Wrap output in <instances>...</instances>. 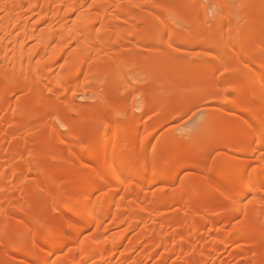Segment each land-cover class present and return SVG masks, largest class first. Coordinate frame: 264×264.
<instances>
[{
	"label": "rangeland",
	"instance_id": "rangeland-1",
	"mask_svg": "<svg viewBox=\"0 0 264 264\" xmlns=\"http://www.w3.org/2000/svg\"><path fill=\"white\" fill-rule=\"evenodd\" d=\"M79 1L81 5L74 17L87 13L82 22L79 20L80 26H88L91 12L94 13L98 6L105 5L108 19L118 30L112 34L104 33V26L98 23L94 34L87 31L88 39L97 37L100 41L90 63L79 68V51L82 49L77 43L71 42L68 53L54 63V75L60 76L61 85L48 80L34 87L14 86L10 82H3L0 86H5L12 92L6 95L9 108L5 106L0 112V123L4 131L14 130L13 136L16 139L14 144L9 145L11 138L6 136V139L5 134L2 135L0 142L6 144L2 146L4 152L2 156L0 152V156L10 160L15 168L25 167L29 155L34 156L37 162L36 169L32 167L30 171L20 172L18 175H12L11 166L2 182L4 191L0 195V238L3 240L0 244V264H41L43 250L48 246L43 243L47 232L36 229V222L41 219L42 223L57 222L65 225L71 218V212L65 208L66 200L59 192L63 189L74 191L75 187L62 183L51 190L52 194H47L52 184L40 170L52 168L55 178L68 173L72 178L78 179L80 168L84 172L81 176L82 182H88L91 179L90 168L104 171L111 167V161L104 162L105 165L100 162L99 154L103 152L100 147L97 150L98 158L79 161L74 157L80 150L78 139H99L104 132V124L111 123L125 128L136 127L139 145L149 129L160 119L165 120L163 125L151 135L148 149L141 154L147 159L154 157L159 163L171 158V170L176 172V180L173 183L160 180L149 184L138 181L133 176L128 183L136 190L141 189L138 193L127 194L125 191L128 183L119 187L114 199H108L111 187L110 190L106 188L96 192L94 202L101 207L110 205L112 213L99 228L93 226L83 232L77 241L65 244L52 260L71 254H75L74 259H80L82 254H76L75 248L98 230L109 228L110 240L124 235V241L110 264H196L201 258L199 252L210 254L207 264H264V190L252 194L244 202V208L255 203L256 210L247 212L243 208L234 218H231L233 204L225 196L216 194L218 188L234 189L239 183L235 169H221L220 161L230 145L238 139L239 129L234 127L229 130V125L238 122L242 109L231 108L228 114H224V100L238 99V86H248L251 77L243 78L241 70L236 68L239 53L235 49L231 50L234 52H225L219 48L221 31L218 30V21L215 18L219 12L224 16L221 11H225L228 6L230 12L226 10L229 13H224L233 18L230 17L229 23L235 27L229 24L227 30L231 27L235 31H241L249 23L250 18L246 13L252 10L255 3L259 7L256 13L261 16L259 19L264 24V7L260 6L264 5V1ZM173 1H178L181 6L179 15L171 19L172 28L179 35L170 36L167 31L164 36H158V41L155 42V16H165L164 10ZM260 1L263 2L259 5ZM222 3L226 4L224 8ZM239 11H243L246 17L244 18L245 14L241 15L243 19L237 17L240 15ZM35 17L31 23L33 20V23L38 22V14ZM145 18L148 21L141 20ZM74 21L72 23L77 25L78 22L75 24ZM47 22L40 25V30L60 31L61 21ZM194 25L197 28L201 26L207 32L199 35L195 28L192 29ZM231 28L229 31H233ZM207 39L211 44L204 43ZM215 57L219 59H214ZM260 59L264 62V56L258 54L245 58L252 67V73L264 72V66L257 64ZM218 61L220 66L218 64L217 69L197 71L198 67H207ZM173 62H178L180 67L176 69ZM6 70L12 71L11 66H7ZM215 82L218 83L216 86ZM261 88L264 91V84ZM242 98L251 106L258 105L248 88H245ZM159 102L163 106L155 107L157 103L161 104ZM20 106L23 114H15L14 111ZM144 106L151 109L137 123L135 118L142 113ZM45 111H49V117L39 121ZM118 111L122 113L118 114ZM214 111V125L204 134V122ZM243 118L246 122L250 120L247 116ZM70 122L76 125L68 130L64 124ZM60 136L64 138L61 140ZM118 136L113 133L111 140H119ZM174 144L180 146L177 152L169 149ZM253 144L256 145L257 141L254 140ZM259 148L254 155L258 151L264 154V147ZM2 149L0 148L1 151ZM6 152L10 153L6 155ZM246 155L240 154L236 157V160L246 163V168L241 171L249 177L258 175V157ZM188 185L205 188L201 199L186 189ZM181 193L184 194L183 200L176 199ZM161 194L165 195L164 199H158ZM25 198L31 202L30 218L17 213L16 205H24ZM138 199L146 200L145 207L155 209L156 213L146 221L136 223ZM204 204L208 206L205 210ZM121 206L131 208L125 211L123 222L117 219ZM187 207L192 211L187 210ZM204 211H207L204 215L209 221L194 237L191 229L183 226V223L190 224L192 219L199 216L198 213L203 214ZM248 217L258 221L261 229L254 235L243 237L236 230ZM17 225H22L20 230H9ZM149 228L155 229L156 234L168 235L171 240L169 244L173 242V245L167 247L175 250L170 256L166 257L168 250L162 248L153 253L151 241L146 240L145 243L135 246L139 236ZM76 230V227L67 229L66 236L72 238ZM186 238L188 243L184 241ZM217 238L224 243L218 245ZM34 244L41 245L43 249L31 256L29 252ZM180 244L184 251L178 250ZM214 247L217 248L216 252L211 250ZM71 262L72 260L68 263Z\"/></svg>",
	"mask_w": 264,
	"mask_h": 264
},
{
	"label": "bare ground",
	"instance_id": "bare-ground-1",
	"mask_svg": "<svg viewBox=\"0 0 264 264\" xmlns=\"http://www.w3.org/2000/svg\"><path fill=\"white\" fill-rule=\"evenodd\" d=\"M263 1H260L259 5ZM79 2V0H0V86L3 82H10L14 86L34 87V85L48 80H53L56 84L61 85L60 82L62 81L60 76L54 75V63L57 60L63 58L68 53L69 48L71 47L70 44L73 42L77 43L82 49L79 51V68H82L83 66L90 63L92 54L95 52V50H97V44L100 41L97 39V37H93L92 40L88 39V32L91 31L94 34V29L98 23L104 26V33L112 34L116 33L118 30L108 19L107 7L105 5H100L97 7L96 12H91V14L88 16L90 19L89 25L87 26L86 24L87 27H83L84 25L80 26V21L87 17V13L83 14L81 12V15L74 17L78 7L81 5ZM252 3L250 2V4ZM225 5L226 4H223V8ZM260 6L264 7V5ZM180 8L181 6L179 5V2L173 1L164 10L166 14L165 16H155V25L157 28L155 33L157 35L155 42L158 41L160 36H164L167 31L169 32L170 36L179 35L177 34L178 32L176 33L177 35L175 34V29L172 28L171 19L176 18L179 15ZM228 8L229 7L226 6L225 11H229ZM257 8H259L258 4L254 3L252 5V10L246 13L248 14L247 17L250 18V21L245 28L241 29V31H235V29L233 30L231 27H229V30L231 28L233 31L227 30L229 24H232L229 23L231 21L229 20L231 16L227 14L230 11H226L227 13H224L225 11L223 9L221 12L224 14V16L219 14L220 12L218 14L216 13L217 16L215 15V18H217L216 20L218 21V23L216 22L218 24V30L221 31V42L220 45H218L219 48L225 52H234L236 50V53H239V55H237L239 57L236 60V68L239 71L241 70L240 73H242L243 78L247 79L251 77L248 86H243L241 84L238 86V99L224 100L225 110H227H224V114H228L231 108H239V110L242 109V116L239 117L238 122L229 125V130L233 129L234 127L239 129L238 139L230 145L228 151L224 153L220 161L221 169H235L236 175L239 178V183L234 189L226 190L224 188H218V190H216V194L225 196L229 202L233 204L231 218H234V216H236L237 213L244 208V202L252 194H257L258 192L264 190V171H262V169H264V154H261L258 151L261 156H256L258 153L254 155L259 146H261V148L264 147V91L261 88L262 84H264V72L252 73L251 65L245 61L246 57L256 54L260 55L261 57L264 56V24L259 19L261 16L256 13ZM36 14H38L39 19H37V23H33V20V25L31 20L36 18ZM238 14L240 15L236 16L243 19L241 15L244 16L245 13H243V11H239ZM246 14L244 18L246 17ZM50 19L56 22H58V20L61 21L60 31L56 32L53 29H49L47 31L40 30V25L42 23L46 24L48 23L47 21L53 22ZM231 19L233 18L231 17ZM141 20L145 22L148 21L146 18ZM73 21L75 24L78 22L77 25H74L72 23ZM232 27L234 28L235 25ZM192 29L196 30L198 34H202L204 31L207 32V30H204L201 26L197 28V26L194 25ZM185 40L188 41L187 39ZM30 42L35 44L32 45ZM195 42H197V39ZM204 43L211 44V41L207 39ZM216 58L217 60L219 59L218 57H215L214 59ZM173 63L176 69L180 67L178 62ZM216 63H213V65H209L207 67H198L197 71H205V69H217L219 61L217 64ZM257 64L261 67L264 66V62L261 59ZM9 65L12 68V71L10 72L6 70V67ZM75 74H77V72ZM195 80L198 82L197 79ZM217 84L218 83L215 82L214 86ZM245 88H248V90L252 92V96L258 101V103L256 101V104L258 105L251 106L248 102L245 103V101H243L242 94L245 91ZM9 92L10 94L12 93L5 86L0 88V112L5 109V106L6 108H9V103L6 98V95ZM160 106L162 107L163 104L157 103L155 105V107ZM150 109L151 107L144 106L142 113L135 118L137 123H140L145 113ZM23 112L24 111L21 106L14 111V113L18 115L23 114ZM121 113V111H118V114ZM215 116L216 111L211 112L205 120L203 126L204 134L208 133L212 129L215 122ZM244 116L249 117V122H246V120L243 118ZM48 117L49 111H45L43 116L39 118V121L47 119ZM244 120L245 122H243ZM164 121V119L158 120L151 127V129H149L147 134L148 137L146 136L147 138L145 137L144 141L139 145H137L136 127L125 128L123 126H118L111 123L104 124V132L99 139H95L93 141H88L85 137L78 139V149L80 150H78L77 154L74 156L76 159L81 161L85 158H98L100 155L99 157L101 163H106V161L109 160L111 161V167L109 169L107 168V170H104L105 168H103L104 171H102V169H100L101 171H98L94 168H90L91 170L89 169V174L91 179L88 182H82L81 176L84 174V172L80 168L78 170V179L72 178L68 173H65L61 177L55 178L52 168H48L46 171L40 170L41 174L45 175V179L50 181L52 184V188L46 192L47 194H52L51 190H53V188H58V185L62 183L71 184L75 187L74 191L63 189L59 192V194L66 200L65 208L67 211L71 212V218L65 223V225L59 224L57 222L42 223L41 219H38L35 224L36 229H44L47 232V237L44 239L43 243H47L48 246H46V248L43 250L44 255L42 256L41 264H67L71 260L72 262L70 264H101L103 262H108V264H110L109 262H111L116 252L119 251L124 241V235L122 234L123 237L116 236L117 238H115V240H110V236H108L109 228L98 230L89 238H87L84 243H80L78 248H75L76 254L77 252H79L80 255L82 254L80 259L76 257L74 259L75 254H73L74 256H72V254L68 255L69 257L67 256L57 259L54 258V261L52 259L56 254L62 251V247L65 244L69 243L70 241H77L83 232L91 229L93 226H97L99 228L112 213L110 205L101 207L97 202H94V195L96 192L102 191L103 189L106 190V188L109 189L111 187L112 191H110L111 194H108V199H114V197H116L117 193L119 192L118 190H120L119 187L121 188L122 185L127 184L129 179L133 176H135L138 181H143L149 184H155L160 180H166L168 183H173L176 180V172L171 170V158H167L162 163H159V161L154 157L147 159L141 154L142 151L148 149L151 143V135L163 125ZM75 125L76 124L71 122L64 124L68 130L74 128ZM112 127H114L113 131L111 130ZM14 132V130L4 131L0 123V138L4 134L6 139V136L11 138L9 145L10 143L11 145L14 144L16 141L15 137L13 136ZM113 133L118 134L120 139L117 141H112L111 138ZM77 135H79V133ZM63 138V136H60L61 140ZM254 140L257 141L256 145L253 144ZM5 144L6 143L0 142V148L2 149V146H5ZM99 147L103 151L101 154L97 153ZM169 149L173 152H177L180 149V146L174 144L170 146ZM0 152L2 156V153L4 152L3 149L2 151L0 150ZM7 153L10 152H6L5 154L8 155ZM240 154H249L248 156L258 157V162L260 165V173L258 175L256 174L253 177H249L244 173V171H241L246 168V163L236 160L237 155ZM1 156L0 195H2V192L4 191H2V182L6 178L5 175L11 166L14 167L10 160L7 158L6 160L5 157ZM12 167L10 170L12 171V175H18L20 172L30 171L32 167L36 169L37 162L34 156L29 155L26 158L25 167ZM126 187L127 188L125 192L127 194L138 193V191L141 190H136L134 186L129 183L128 186L126 185ZM186 189L200 199L203 195V191L205 190L204 187H195L193 185H188ZM183 197L184 194L181 193L176 199L183 200ZM164 198L165 195L163 194L159 195L158 197V199ZM24 202L25 204L22 206L21 204L16 205L17 213L24 217L30 218L31 214L29 212V208L31 202L28 200V198H25ZM136 203V223L144 222L150 218L151 215L156 213L155 209L153 210L152 208L145 207V204H147L146 200L138 199ZM205 206L206 207H203V210L208 207L207 205ZM244 209L247 212H253L257 209V206L255 203H250ZM126 210H131V208L124 206L120 207L117 214V219L119 222H123L125 220L124 216ZM187 210L192 211V209L189 207H187ZM205 212L207 213V211H204L203 214L198 213L199 216L196 219H192L190 224L186 222L183 223V226H187L191 229L194 237H196L197 234L203 230L205 224L209 221L206 218V215H204ZM14 218L15 217H12V219ZM215 220L217 219L215 218ZM214 222L215 221H213V224ZM210 223L212 222L210 221ZM21 227L22 225H17V227L10 228L9 230H20ZM73 227H76L77 230L75 231L74 236L69 238L66 236V231L67 229ZM260 229L261 224L255 219L248 217L242 222V224L237 226L236 231L244 237L245 235H254ZM2 240L3 239L0 238V244L2 243ZM146 240L151 241L150 245H152L153 253H156V251L161 248L167 249L168 251L166 252V257H168L175 251L172 249L174 247L171 248L172 250L168 249L173 243L172 242L169 244V241L171 240H169L168 235L161 233L156 234L155 229L153 228L146 229L137 239L135 246L141 245ZM187 240V238L184 239L186 243H188ZM216 240L218 245L224 243L220 238H217ZM201 244H203V241H201ZM168 245L169 247H167ZM178 248V250L184 251L181 244L178 246ZM41 249H43L41 245L34 244L29 252V255L35 256L36 253H38ZM211 250L216 252L217 248L214 247L211 248ZM191 254L189 255L191 256ZM199 255L201 258L196 264H207L210 254L199 252ZM70 256H72L74 260L71 259ZM1 257L2 255L0 254V259ZM186 264L193 263L187 262Z\"/></svg>",
	"mask_w": 264,
	"mask_h": 264
},
{
	"label": "snow or ice",
	"instance_id": "snow-or-ice-1",
	"mask_svg": "<svg viewBox=\"0 0 264 264\" xmlns=\"http://www.w3.org/2000/svg\"><path fill=\"white\" fill-rule=\"evenodd\" d=\"M262 171H264V169H262Z\"/></svg>",
	"mask_w": 264,
	"mask_h": 264
}]
</instances>
